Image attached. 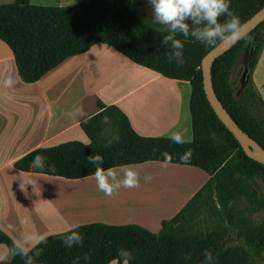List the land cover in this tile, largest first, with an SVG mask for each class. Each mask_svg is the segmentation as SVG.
<instances>
[{"label":"trees","instance_id":"trees-1","mask_svg":"<svg viewBox=\"0 0 264 264\" xmlns=\"http://www.w3.org/2000/svg\"><path fill=\"white\" fill-rule=\"evenodd\" d=\"M264 5V0H230V11L239 17V25ZM230 17L221 16L220 22ZM190 32L198 25L186 21ZM264 29V20L239 39L211 66L216 96L238 126L264 148V101L256 88L248 84L237 97L229 81L238 53L256 32ZM168 26L157 23L148 0H79L74 4L45 6L29 0L0 3V40L10 49L21 81L38 80L65 58L86 51L95 43H104L130 59L164 77L186 80L191 87L189 114L192 138L177 144L164 136H142L130 125L127 116L114 104L97 99L98 111L78 123L88 141L68 140L31 149L13 162L24 172L41 173L69 179L94 175L95 166L88 156L100 154L102 167L163 161L197 167L207 175L202 186L213 193L215 214L233 224L240 201L245 198L252 210L264 213V165L248 157L232 133L218 119L203 90L200 61L221 39L206 44L189 35L173 33L184 47L183 63L169 62L165 53L174 50L162 43ZM262 47L264 33L257 38ZM175 59V58H174ZM258 104L263 106L262 114ZM111 117L116 124L108 140L99 138L102 123ZM118 137V139H117ZM191 149V156H180ZM41 155L44 168L34 169L32 157ZM168 154V161L165 155ZM151 231L138 224H114L102 221L81 223L68 230L47 235L31 247L17 244L0 229L5 254L0 264H260L256 257L264 253V217L251 229L214 226L192 236L178 215L159 222ZM72 232L81 235V243L65 247L64 238ZM240 239L241 243H233ZM124 251L122 258L119 253ZM210 258L205 260V252Z\"/></svg>","mask_w":264,"mask_h":264},{"label":"crops","instance_id":"crops-1","mask_svg":"<svg viewBox=\"0 0 264 264\" xmlns=\"http://www.w3.org/2000/svg\"><path fill=\"white\" fill-rule=\"evenodd\" d=\"M29 1L62 6L79 0ZM9 78L10 85L5 83ZM251 78L264 101V88L256 85L253 73ZM190 93L188 81L167 78L134 64L104 43L65 58L38 80L26 83L17 74L9 47L0 40V198L9 205L1 209L0 229L10 238L14 231L30 236L51 229V216L36 208L29 213L22 209L29 202L50 197V175L17 170L13 162L33 148L86 136L78 123L98 111L97 99L122 110L139 135L169 137L176 132L188 141L192 138ZM186 170L198 177L194 168ZM199 177L186 199L207 181V175ZM37 235L43 238L48 234ZM4 254L2 250L0 258Z\"/></svg>","mask_w":264,"mask_h":264},{"label":"rangeland","instance_id":"rangeland-1","mask_svg":"<svg viewBox=\"0 0 264 264\" xmlns=\"http://www.w3.org/2000/svg\"><path fill=\"white\" fill-rule=\"evenodd\" d=\"M264 29L256 32V35L247 42L237 55L235 63L229 75V81L233 86V95L237 97L248 84L255 87V83L264 88V42L257 50V38L261 37ZM253 71V72H252ZM257 90V89H256ZM259 93V91L257 90ZM260 95V93H259ZM261 96V95H260ZM258 111L262 114L263 106L258 104ZM116 131V124L111 117H106L102 123L99 138L108 140ZM82 142H87L86 136L75 137ZM133 169L139 174V182L135 187H119L113 190L111 195H106L97 186L94 175L69 179L60 176H50V197L43 201L29 202L23 206L27 213L38 209L41 214L51 216L52 226L32 233L30 236L21 235L14 231L13 239L21 247H31L42 237L37 234H55L73 228L74 226L94 221H102L114 224L134 223L151 231L159 229L162 219H169L178 215L180 223L192 235H198L214 226L227 227L236 232L238 229H251L257 226L263 219L262 210H252V206L243 198L235 214L233 224L228 225L219 215L215 214L217 207L214 203L213 193H207L202 186L186 199L192 185L199 182L201 175L206 174L197 167L185 166L170 162L154 164L147 161L137 164H127L110 168L117 180H123L126 169ZM186 168H194L198 177L187 172ZM151 177V179H145ZM111 182V180H110ZM115 182V181H113ZM188 189V190H187ZM187 190V193H186ZM1 209H7L5 200L0 198ZM152 201V202H151ZM148 205V206H147ZM160 206L155 207L154 206ZM152 206V207H150ZM165 207V208H164ZM154 208V209H153ZM233 243H241L238 239ZM0 254L4 244H0ZM1 256V255H0ZM260 264H264V253L256 257ZM108 264H116L111 261Z\"/></svg>","mask_w":264,"mask_h":264},{"label":"clouds","instance_id":"clouds-1","mask_svg":"<svg viewBox=\"0 0 264 264\" xmlns=\"http://www.w3.org/2000/svg\"><path fill=\"white\" fill-rule=\"evenodd\" d=\"M148 3L152 8L154 20L159 24L168 26L169 34L163 36L162 43L167 45L171 42L170 47L174 50L171 54L165 53L169 62L175 60L177 64L183 63L182 49L184 44L180 39L173 38V33H180L185 38L191 35L196 40L206 44L214 43L217 38L236 40L239 37L238 26L240 21L239 17L230 11V0H148ZM221 16L230 17V19L220 22L218 18ZM189 20L193 25L202 27L190 32L189 24L186 23ZM5 83L10 85L12 83L11 78L7 79ZM168 138L177 144L186 142L176 132H171ZM164 155L168 161V154ZM190 156L191 149H188L180 156V159L187 161ZM88 162L95 166L93 174L97 186L106 195H111L114 189L121 186L135 187L139 182V174L131 168L125 170L123 180H117L116 174L112 170L102 167L103 157L98 153L89 155ZM32 166L34 169H43L44 158L39 154L33 156ZM145 179H151V177H145ZM80 243L81 235L77 232H72L64 238L65 247ZM119 255L123 258L126 253L121 251ZM204 256L205 260H208L210 253L206 251Z\"/></svg>","mask_w":264,"mask_h":264},{"label":"water","instance_id":"water-1","mask_svg":"<svg viewBox=\"0 0 264 264\" xmlns=\"http://www.w3.org/2000/svg\"><path fill=\"white\" fill-rule=\"evenodd\" d=\"M264 20V5L255 11L249 18L238 26L239 37L236 40L231 38L221 39L217 44L212 46L201 58L200 68L202 75V86L204 94L215 112L218 119L232 133L234 138L241 146L244 153L264 165V148L233 120L229 112L224 108L219 98L216 96L211 80V66L214 59L228 50L239 39L253 30L260 22Z\"/></svg>","mask_w":264,"mask_h":264},{"label":"bare ground","instance_id":"bare-ground-1","mask_svg":"<svg viewBox=\"0 0 264 264\" xmlns=\"http://www.w3.org/2000/svg\"><path fill=\"white\" fill-rule=\"evenodd\" d=\"M152 202V201H151Z\"/></svg>","mask_w":264,"mask_h":264}]
</instances>
